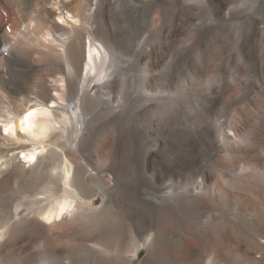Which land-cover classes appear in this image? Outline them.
<instances>
[{"label": "bare ground", "instance_id": "obj_1", "mask_svg": "<svg viewBox=\"0 0 264 264\" xmlns=\"http://www.w3.org/2000/svg\"><path fill=\"white\" fill-rule=\"evenodd\" d=\"M0 264H264V0H0Z\"/></svg>", "mask_w": 264, "mask_h": 264}, {"label": "rangeland", "instance_id": "obj_2", "mask_svg": "<svg viewBox=\"0 0 264 264\" xmlns=\"http://www.w3.org/2000/svg\"><path fill=\"white\" fill-rule=\"evenodd\" d=\"M191 42H192V41L189 40V41L187 42V45H188V44H191ZM163 92H164V94H163ZM165 93H166V94H165ZM158 95H159V96H163V97H167V96H169V92H168V91H160V94H158ZM164 95H165V96H164Z\"/></svg>", "mask_w": 264, "mask_h": 264}]
</instances>
